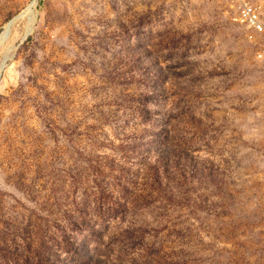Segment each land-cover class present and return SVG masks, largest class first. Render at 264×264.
Masks as SVG:
<instances>
[{"label":"rangeland","instance_id":"obj_1","mask_svg":"<svg viewBox=\"0 0 264 264\" xmlns=\"http://www.w3.org/2000/svg\"><path fill=\"white\" fill-rule=\"evenodd\" d=\"M262 5L264 0H254ZM229 0H0V264H264V34Z\"/></svg>","mask_w":264,"mask_h":264},{"label":"built area","instance_id":"obj_2","mask_svg":"<svg viewBox=\"0 0 264 264\" xmlns=\"http://www.w3.org/2000/svg\"><path fill=\"white\" fill-rule=\"evenodd\" d=\"M228 12L233 21L244 25L258 34H264V18L261 4L254 0H229ZM257 58L264 64V48L257 53Z\"/></svg>","mask_w":264,"mask_h":264},{"label":"bare ground","instance_id":"obj_3","mask_svg":"<svg viewBox=\"0 0 264 264\" xmlns=\"http://www.w3.org/2000/svg\"><path fill=\"white\" fill-rule=\"evenodd\" d=\"M28 12L33 13V11H32V6H31L30 8H28L27 11L24 12V13L22 14V15H23L22 17H19V18L17 17L16 19H14V20L9 24L8 31L5 32L4 36H3L2 39H1L2 42L0 43V47H1L5 42H7V40L10 38V37H9V38L6 40L7 34H8L9 32L12 33L13 27L15 26L16 22H17L19 19H21V18L27 16V15H28ZM10 36H11V35H10Z\"/></svg>","mask_w":264,"mask_h":264},{"label":"water","instance_id":"obj_4","mask_svg":"<svg viewBox=\"0 0 264 264\" xmlns=\"http://www.w3.org/2000/svg\"><path fill=\"white\" fill-rule=\"evenodd\" d=\"M23 15H21V16H19V17H22ZM18 17V18H19ZM10 35H11V32H9L8 34H7V37H6V40L10 37Z\"/></svg>","mask_w":264,"mask_h":264},{"label":"crops","instance_id":"obj_5","mask_svg":"<svg viewBox=\"0 0 264 264\" xmlns=\"http://www.w3.org/2000/svg\"><path fill=\"white\" fill-rule=\"evenodd\" d=\"M262 6V5H261Z\"/></svg>","mask_w":264,"mask_h":264}]
</instances>
